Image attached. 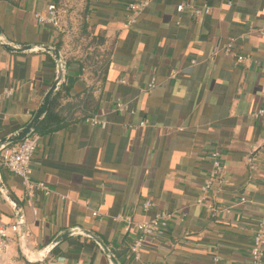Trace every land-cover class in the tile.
<instances>
[{
    "label": "crops",
    "instance_id": "obj_1",
    "mask_svg": "<svg viewBox=\"0 0 264 264\" xmlns=\"http://www.w3.org/2000/svg\"><path fill=\"white\" fill-rule=\"evenodd\" d=\"M130 1L0 0L8 43L54 46L65 61L48 129L33 133L39 140L31 180L49 194L28 195L21 179L0 167L7 190H0V224L16 223L19 211L32 257L60 232L82 228L119 264H215L213 257L218 264H251L255 225L264 215V116L252 117L264 109V0H152L128 28ZM50 3L67 7L72 36L36 21ZM182 3L211 11L195 18L178 12ZM55 75L49 55L11 53L0 44V93L14 90L0 102V139L29 121ZM152 79L155 87L142 91ZM117 100L125 112L114 109ZM92 117L106 127L91 126ZM140 121L147 126L128 128ZM213 150L223 183L203 195ZM146 200L155 208L143 210ZM156 211L170 215L168 230L146 238L135 261L129 245L137 231L114 218L141 222ZM77 262L109 264L81 235L57 244L41 262L26 260L18 239L0 254V264Z\"/></svg>",
    "mask_w": 264,
    "mask_h": 264
},
{
    "label": "built area",
    "instance_id": "obj_2",
    "mask_svg": "<svg viewBox=\"0 0 264 264\" xmlns=\"http://www.w3.org/2000/svg\"><path fill=\"white\" fill-rule=\"evenodd\" d=\"M152 0H131L127 4V10L130 15L127 18L126 27L135 26L137 19L136 14L142 10L148 8ZM179 13L188 12L191 16L198 18L210 14L211 8L207 5L193 6L190 3H182L177 6ZM34 18L39 23L50 24L54 26L60 33H67L72 36L73 31L68 29L66 24V18L68 19L67 7L63 4L62 6H57L55 3H50L45 13H35ZM263 34V33H261ZM231 45L227 44L223 47L225 52H229ZM218 53L214 50L211 53L212 58ZM237 62L242 63L244 58L238 56L236 58ZM195 61H191L193 64ZM155 87V79H152L150 83L142 91H150ZM13 88H5L0 93V102L9 99L13 95ZM114 109L118 112H125L127 110L126 106L120 100L115 102ZM264 116V109H258L253 112L252 117L260 119ZM86 122L91 126H100L101 128L106 127V122L97 117H92L86 119ZM147 126L146 121H140L135 125L128 126L131 130H138L145 128ZM39 137L35 134H31L29 137L21 142L13 143L0 152V167L6 169L11 174L19 177L22 181L27 194L30 195L33 189L43 190L45 194L49 192L45 189L42 183H33L32 178V158L37 148ZM210 168L205 178L202 186L201 192L203 195L213 189L214 187H220L223 183L224 170L220 163V154L218 151L213 150L209 155ZM205 197H201L198 202H203ZM240 202H246V198L241 197ZM211 205L207 204V208L211 209ZM155 208V204L146 200L142 203V209L145 211ZM35 214V212H34ZM170 215L162 212L156 211L154 216L148 220L141 222H132L126 216H116L115 221H119L125 224L124 230L128 231L133 228L137 231V236L133 242L129 245V252L133 256L135 261H138L141 256V249L148 237H163L168 230V222ZM19 234L18 223H13L9 225L0 224V254L8 253L10 248L14 243H16ZM251 264H264V215L256 222L254 234L252 237L251 248L249 252ZM213 262L215 264L219 263L217 257H213ZM51 264V263H49ZM75 264H87L85 262H77Z\"/></svg>",
    "mask_w": 264,
    "mask_h": 264
},
{
    "label": "water",
    "instance_id": "obj_3",
    "mask_svg": "<svg viewBox=\"0 0 264 264\" xmlns=\"http://www.w3.org/2000/svg\"><path fill=\"white\" fill-rule=\"evenodd\" d=\"M0 44L4 49L11 53H24V52H40L49 55L56 67V75L54 78L53 83L43 95L42 99L40 100L36 110L34 111L33 115L29 119V121L18 131L0 139V152L6 148L7 146L21 142L31 134L36 131L38 125L45 119L47 113L49 112L50 106L63 82L64 74H65V61L64 58L58 50V48L49 45H42V44H32V45H25V46H15L11 43H8L3 36L0 30ZM0 190L7 195V190L4 187L1 173H0ZM18 218V226H19V234H18V241L20 252L22 256L28 260L29 262H41L46 259L48 253L59 243L64 241L65 239L71 236H85L91 239L99 248V250L104 254L109 264H119L118 260L115 258L111 250L106 246V244L97 237L93 232L82 229V228H70L60 232L51 242L50 244L44 248L37 256H31L28 248L26 246L25 240V229H24V221L22 219V215L17 213Z\"/></svg>",
    "mask_w": 264,
    "mask_h": 264
},
{
    "label": "trees",
    "instance_id": "obj_4",
    "mask_svg": "<svg viewBox=\"0 0 264 264\" xmlns=\"http://www.w3.org/2000/svg\"><path fill=\"white\" fill-rule=\"evenodd\" d=\"M51 116V110H50V112L47 114V116H46V119H45V121L39 126V127H37V129H36V131L35 132H39V130H41V128L43 129H45V131L48 129L47 127H46V125H47V123L49 122V120H50V117Z\"/></svg>",
    "mask_w": 264,
    "mask_h": 264
}]
</instances>
